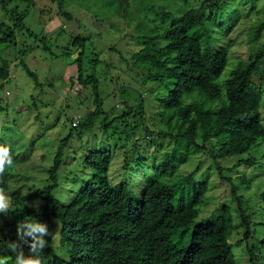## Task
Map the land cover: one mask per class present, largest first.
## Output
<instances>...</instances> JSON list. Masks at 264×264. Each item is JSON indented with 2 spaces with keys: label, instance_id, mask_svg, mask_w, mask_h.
Instances as JSON below:
<instances>
[{
  "label": "rangeland",
  "instance_id": "1",
  "mask_svg": "<svg viewBox=\"0 0 264 264\" xmlns=\"http://www.w3.org/2000/svg\"><path fill=\"white\" fill-rule=\"evenodd\" d=\"M201 3L204 13L212 12L208 20L212 46L227 53L226 64L218 76L221 81L246 60L247 31L259 18L264 20V0H0V22L7 24L14 19L11 12L29 4L22 27L15 30L14 42L0 44V68L6 70V77L0 79V138L10 147L13 157L12 165L0 177V184L11 201L7 213L13 231L24 220L39 219L47 223L49 237H46L48 246L41 254L43 261L47 256L65 258L64 249L58 243L59 224L47 211H40L43 201L36 193L48 183L46 170L58 141L69 134L51 193L59 201L68 202L81 179L88 176L83 159L100 141L107 142L112 155L107 168L110 182L123 180L130 191L139 193L144 186V175L150 174L152 165L170 148L172 141L165 134L156 135L154 92L149 82H141L139 75L143 71L133 54L142 47L141 38L147 40L161 32L165 24L161 12L181 14L186 9L199 8ZM224 25L229 28L226 30ZM76 37L84 40L86 65L92 68L94 63L107 121L130 109L120 120L130 129L105 136L99 121L88 131L74 127L93 108L91 97L83 99L88 91L70 86V79L75 77L72 60L80 50L72 43ZM260 40L264 41V26ZM161 43L159 40L158 44ZM43 45L50 47L49 54L58 56L50 58ZM65 53L67 56L63 57ZM94 58L98 63L92 62ZM127 58L131 59L128 63ZM34 80L42 83L41 88L34 85ZM260 82L264 83V76ZM138 105H141L140 119L133 115ZM259 109L264 126V90ZM196 117L194 140L202 148L181 162L170 179L165 178L171 182L183 180L184 189L194 187V201L186 212L195 216L197 222L216 220L218 223L217 217L223 216L230 263L264 264L261 244L264 218L260 215L259 196L264 184V139L255 141L242 153L221 155L217 143H223L224 139L216 135L213 117L204 118L199 113ZM123 123L117 119L111 125L122 127ZM146 131L153 135L141 139ZM153 136L154 144L150 141ZM136 137L140 139L137 141ZM106 155V152H95L93 157L99 162ZM239 159H250L252 163L237 165ZM231 183L240 197L242 217L230 193ZM37 201L40 203L36 204ZM15 212L20 213L16 219ZM5 214L0 213V239ZM23 251L28 253L27 244ZM249 253L253 256L250 261Z\"/></svg>",
  "mask_w": 264,
  "mask_h": 264
},
{
  "label": "trees",
  "instance_id": "2",
  "mask_svg": "<svg viewBox=\"0 0 264 264\" xmlns=\"http://www.w3.org/2000/svg\"><path fill=\"white\" fill-rule=\"evenodd\" d=\"M213 7L217 8L216 5ZM28 8L29 4L22 10L11 12L14 19L10 24L0 22V44L14 42L15 30L22 27ZM210 12L204 13L202 3L199 8H189L181 14L161 12L165 20L163 29L147 40L141 38L142 47L133 54L134 61L143 71L139 75L141 82H149L154 92L156 135L165 134L172 141L170 148L152 165L150 174L144 175V186L139 193L130 191L123 180L115 184L110 182L107 168L112 155L107 142L100 141L96 149L88 151L83 159L88 176L81 179L68 202L59 201L51 193L57 183V172L69 134L58 141L46 170L48 183L36 193L43 201L40 211H47L59 224L58 243L64 249L65 258L47 256L44 264H232L228 261L231 251L224 232L223 216L217 217L218 223L216 220L197 222L195 216L186 212L194 201V187L184 189L181 179L167 180L181 162L202 148L194 140L198 124L196 113L204 118L213 117L216 135L224 139L223 143H217L221 155L242 153L255 141L264 139L259 109L264 90V83L260 82L264 76V41L260 40L264 20L259 18L247 31L249 54L246 60L219 81L227 53L225 49L215 50L212 46V29L208 24ZM159 40L162 41L160 45ZM72 43L80 50L72 60L75 77L70 79V86L88 91L83 99L91 97L90 105L93 106L74 127L88 131L99 121V128L105 136L130 129L120 121L130 109L107 121L94 63L89 68L83 60L84 40L76 37ZM42 48L49 54L50 47L43 45ZM56 55L50 53L49 57ZM63 55L67 56L66 53ZM129 60L127 58L126 63ZM94 61L98 63L95 58ZM26 72L35 77L27 68ZM5 77L6 70L0 68V79ZM34 85L41 88L42 83L34 80ZM134 114L142 118L141 105ZM117 119L123 123L122 127L111 125ZM149 135L153 134L146 131L141 139ZM150 141L152 144L156 142L154 136ZM0 144L4 145L1 138ZM95 152H106L107 155L98 162L93 157ZM251 161L239 159L236 164H250ZM236 190L231 183L230 193L242 217ZM259 196L260 215L264 218V184ZM19 215L15 212L14 219ZM11 221L6 213L2 221L0 257L7 264H12L16 256V252L9 248L10 242L16 240ZM244 225L248 228L246 222ZM261 244L264 246V239ZM25 245L22 244V248ZM252 257L249 253V261Z\"/></svg>",
  "mask_w": 264,
  "mask_h": 264
},
{
  "label": "clouds",
  "instance_id": "3",
  "mask_svg": "<svg viewBox=\"0 0 264 264\" xmlns=\"http://www.w3.org/2000/svg\"><path fill=\"white\" fill-rule=\"evenodd\" d=\"M12 163L10 147L0 144V177L4 175L6 167H10ZM27 203L26 201L25 204ZM38 203L40 202L37 201L36 204ZM10 204L8 194L0 188V213H7ZM46 237H49V227L46 222L39 219L19 222L16 225V240L9 244L10 250L16 252L15 264H44L41 254L48 246ZM22 244L28 245L27 254L23 251ZM0 264H7V262L0 259Z\"/></svg>",
  "mask_w": 264,
  "mask_h": 264
},
{
  "label": "built area",
  "instance_id": "4",
  "mask_svg": "<svg viewBox=\"0 0 264 264\" xmlns=\"http://www.w3.org/2000/svg\"><path fill=\"white\" fill-rule=\"evenodd\" d=\"M72 124L74 125V124H75V122H72Z\"/></svg>",
  "mask_w": 264,
  "mask_h": 264
}]
</instances>
